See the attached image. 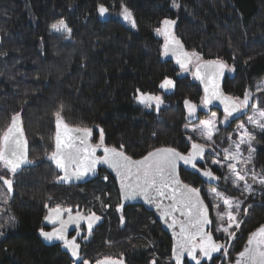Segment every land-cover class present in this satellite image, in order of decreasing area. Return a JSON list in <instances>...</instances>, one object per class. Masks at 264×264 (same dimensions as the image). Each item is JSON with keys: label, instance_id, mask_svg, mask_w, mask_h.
Segmentation results:
<instances>
[{"label": "trees", "instance_id": "trees-1", "mask_svg": "<svg viewBox=\"0 0 264 264\" xmlns=\"http://www.w3.org/2000/svg\"><path fill=\"white\" fill-rule=\"evenodd\" d=\"M176 2L179 7L172 0H0V131L19 112L34 161L15 175L0 164V174L13 180L11 192L0 181V264H74L59 245L48 246L40 237L47 211L57 205L104 217L83 245L90 263L110 256L128 264H175L171 238L153 213L140 205L117 211L121 197L107 170L85 185H62L56 182L60 171L46 154L54 148L53 114L61 105L68 124L92 128L95 142L102 129L106 145H123L132 158L162 146L182 153L191 149L195 139L185 129L184 100L199 104L203 92L193 75L182 74L163 55L164 38L155 29L165 19L176 22L175 35L188 51L234 68L224 84L229 95L241 98L264 79V0ZM99 4L109 9L103 17ZM121 5L132 12L136 27L119 15ZM61 19L70 35L52 30ZM165 77L174 81L173 89L159 88ZM137 89L163 94L164 106L155 111L141 105ZM255 146L254 164L264 176V132H257ZM180 173L201 189L211 208L205 187L212 185L183 167ZM261 191L246 199L253 207L228 257L202 264H231L249 233L264 224V187ZM210 232L221 240L214 223Z\"/></svg>", "mask_w": 264, "mask_h": 264}, {"label": "snow or ice", "instance_id": "snow-or-ice-1", "mask_svg": "<svg viewBox=\"0 0 264 264\" xmlns=\"http://www.w3.org/2000/svg\"><path fill=\"white\" fill-rule=\"evenodd\" d=\"M173 7H179L176 0H172ZM122 11L119 13L125 21H129L132 27H136L135 19L132 12L125 5H121ZM98 12L101 17L105 16L109 9L104 4L98 5ZM174 20L165 19L161 26L155 29L157 35L163 36V55L168 56L170 53L176 57V62L183 71L188 70V65L192 60L197 61L194 77L200 80L204 85V96L202 105L207 107L213 101H219L224 106V119L222 122H228L234 114L242 112L249 108V101L252 99V93L245 91L243 98L226 96L220 91L219 80L224 75L225 70L231 72L234 68L229 67L223 61L205 60L200 63L201 57L196 52L184 51L180 40L173 34ZM52 30L57 33L71 34V28L61 19L51 25ZM175 87L174 81L167 77L159 84V88L165 91ZM257 91L264 92V82L258 84ZM135 99L145 107L151 108L153 105L159 111L160 106L164 103L159 95L141 92L136 90ZM184 105L188 110L189 117L195 115L197 106L191 101L185 99ZM63 106L54 112L55 117V134L54 148L46 158L55 164L56 168L63 172L62 176H57L56 182H68L72 179L81 180L89 173H95L98 164L107 165L115 173L120 182V191L125 200L142 197L149 205L155 206L160 210L161 217L168 223V227L175 229L179 225V232H174L175 243L173 245V258L175 264H182V259L187 254L195 264H201L202 258L212 259L213 253L220 252L224 248L227 254V248L224 244L218 243L213 239L212 233L206 231V227L213 222L209 218V208L200 195V189L184 183L179 178L178 168L181 163L190 166L192 169L200 172L209 180H218L220 177L214 175L211 169L201 170L198 168V162L204 159L206 145L198 142L191 144V149L185 154L174 147L162 146L149 151L140 159H133L124 151L121 145L118 149L115 146H107L103 130H100L99 140L97 143H90L93 129L89 127H70L62 116ZM21 114L15 113L11 117L8 126L0 131V164L8 173L15 175L22 165L33 164L34 161L27 156V140L20 119ZM247 122L254 128L264 132V109L254 108L253 114L248 116ZM216 114L212 113V118L201 122L199 135L208 142L213 141L216 134ZM243 131L239 139L235 142V150L224 149V159L229 161L227 168L231 177H224L225 180H231V184L240 188L243 183L242 194L254 195L252 186L247 181V172L245 169L237 168V163L249 164L252 162L255 149L252 147V141L255 139L253 133L249 132L244 123L238 126ZM194 131H196L194 129ZM192 137H189L191 140ZM247 145L249 155L246 159L242 158L241 146ZM101 150L103 155L98 156L96 153ZM213 164H220V161L213 160ZM223 166V165H222ZM107 179V177H105ZM253 181H256V174H252ZM0 181L7 186V190H13V180L7 178L5 174H0ZM264 186V177L258 181ZM214 201L222 202L225 206L224 211H217V220L220 222L217 231L225 233L229 239L236 237V231L240 229L243 222L238 220L241 205L243 201L233 200L224 193L215 189L211 190ZM247 198V197H246ZM170 201L168 205L163 204V200ZM108 207L107 205H102ZM215 208L220 207V203L214 204ZM253 207L247 205L243 209L244 215L248 214V209ZM123 205L117 206V211H121ZM68 213V219H62L63 214ZM179 213V216L176 215ZM182 217V219H181ZM50 223H59L58 228L51 232L40 230V235L47 241L59 240L67 248L71 255L77 259L80 257V244L77 243L76 236L71 239L67 236V229L70 224H75L79 228L81 220L87 221L88 235H91L93 224L99 221L101 217L94 212L85 216L77 212L72 215L71 209H62L59 205L49 209V214L44 218ZM226 219L227 226H224ZM123 222V216H121ZM235 226V230L233 229ZM0 227H3L0 225ZM4 235L0 232V236ZM79 235V232H77ZM87 239V236L82 237ZM82 264H90L86 259ZM95 264H124L123 260L106 256L103 259L95 261ZM155 264V261H153ZM234 264H264V224L259 225L248 235L246 246L240 251L234 261Z\"/></svg>", "mask_w": 264, "mask_h": 264}, {"label": "rangeland", "instance_id": "rangeland-1", "mask_svg": "<svg viewBox=\"0 0 264 264\" xmlns=\"http://www.w3.org/2000/svg\"><path fill=\"white\" fill-rule=\"evenodd\" d=\"M193 68H194V64H192L190 67H188L187 71L182 70V74H191L192 75L193 74L192 73ZM233 73H234V71H231V72H229V75H232ZM262 82H264V79L257 82L255 84L254 89L247 90V91L252 93V99L249 101V105H250L249 108L244 109L242 112L238 113L235 117H230L228 122H226V123L222 122L224 119V114L220 113L219 111H217L215 109H211L209 107H204L202 105V101L199 104H196V103L191 101L193 104H195L197 106V111H196L195 115L192 117H189L188 110L186 108L188 123L186 124L185 129L194 137L195 141H193V142L205 144L209 148V151L207 152V154L204 157L203 166L206 169H211L218 177H220V179L217 180L215 185L207 186V187H205V190L207 191L208 199H209L210 205H211L212 222L214 223L215 232L220 235V237H221L220 242L225 245V248H227V254H225V251L222 253V257H224V258L228 257V250L230 248V243L232 242L233 239H229V237L225 233H223L222 231H217V227L220 223L217 220V211H221V212L224 211L225 206H223L222 202L214 201L213 194H211V190L215 189L218 192L224 193L225 196H227L233 200L243 201L244 203L241 205L240 214L237 217L238 220L243 221V217L246 216V215H244V212H243V209L247 206L246 199L248 197H250L251 195H248L246 193L242 194V188H243L244 182H240L241 187L236 188L231 184L230 179L229 180L224 179V177H226V176L231 177V173H230L229 169L227 168V164L229 163V161L224 159V156H225L224 149H229L230 151L235 150V142L238 141L239 135L243 131L242 129H240L238 127L241 123H244L245 127L248 129V131L253 133L254 136H256L257 132H261L260 129L254 128L253 125L249 124L247 122V118H248V116L253 114L254 108L264 109V92L257 91V87H256L258 84H261ZM159 96H161L163 101H164V103L160 106V109H161V107L164 106V104H165V99H164L163 94H161ZM242 98L243 97H241V99ZM146 108H148V107H146ZM148 109H153V110L157 111L154 105H153V107L148 108ZM200 113H204L205 116L201 117ZM212 113L216 114V120H217L216 134L213 137V141L208 142V141L204 140L203 138H201V136L199 135V129L201 128V122L202 121L212 118ZM233 123H234V125H233ZM231 125L234 127L232 130L229 129L231 127ZM194 129L196 131H194ZM252 147L255 149V152L253 153L252 162L249 164L237 163L236 166L238 169L243 168L246 170L247 181L252 186L253 193H258V191L260 193V192H262L261 189L264 186H261L258 183V181L261 177H264V176L261 174V172L256 168V166L254 164V157H255V153H256L255 139L252 141ZM241 151H242V158L246 159L249 155L248 146L242 145ZM213 160L220 161V164H213L212 163ZM253 173L256 174V181H253V179H252ZM215 203H220V207L218 209L214 207ZM224 226H227L226 219L224 222ZM231 230H235V226H233V229H231ZM236 233H237V231H236Z\"/></svg>", "mask_w": 264, "mask_h": 264}, {"label": "water", "instance_id": "water-1", "mask_svg": "<svg viewBox=\"0 0 264 264\" xmlns=\"http://www.w3.org/2000/svg\"><path fill=\"white\" fill-rule=\"evenodd\" d=\"M174 30H175V25L173 26V29H172L173 34L175 35V31H174ZM175 36H176V35H175ZM176 38H177V37H176ZM177 39H178V38H177ZM180 42H181V41H180ZM181 44L183 45L184 51H187V52L191 53L190 51H188V50L186 49V47L184 46V44H183L182 42H181ZM166 57L169 58V59H171V60H172V61H173V62H174L179 68H180L179 64H177V62H176V57H175V56H173V55L170 53V54H169L168 56H166ZM212 60H216V59H212ZM203 61H205V60H200V63H202ZM221 61H222V60H221ZM223 62H224V61H223ZM224 63H225V62H224ZM192 64H194V68H193V72H192V73H194V72H195V69H196L197 61H196L195 59H193V60H192V63L189 64L188 67H190ZM180 69H181V68H180ZM192 75H193V74H192ZM228 75H229V71L225 70L224 75H223V76L220 78V80H219V85H220V91H221L224 95H226V96H231V95H229L228 93H226V91L224 90V84H225V81H226V78H227ZM193 78L195 79L196 82L199 83V85H200V87H201V89H202V92H203V96H204V85L201 83L200 80H197V79L194 77V75H193ZM207 107H209V108H211V109H215V110L219 111L220 113L224 114V106H223V104H221L219 101H213V103L210 104V105H208ZM237 114H238V113L234 114L233 117H235ZM20 119H21V118H20ZM64 121H65V120H64ZM21 122H22V120H21ZM65 122H66V121H65ZM66 123H67V122H66ZM67 124H68V123H67ZM68 125H69L70 127H76V126H72V125H70V124H68ZM22 126H23V125H22ZM24 134H25V133H24ZM93 135H94V132L92 133V137H91V140H90V143H92V144H94V143L92 142V141H93ZM25 138H26V136H25ZM26 140H27V139H26ZM107 146H108V145H107ZM208 151H209V148L206 146V151H205L204 157H205V155L207 154ZM96 154H97L98 156L103 155V153H102L101 150H98ZM99 154H100V155H99ZM185 154H186V153H185ZM27 156H28V159H30V158H29V146H28V142H27ZM128 156H129V155H128ZM141 158H142V157H141ZM133 159H135V158H133ZM138 159H140V158H138ZM203 161H204V159H203L202 161H199V162H198V168L201 169V170H206V168L201 167V164H202ZM33 164H34V163H33ZM33 164H30V165H22L21 168H23V167H28V166H32ZM182 167H183L184 169L188 170V171H192V172H194V173H197V174H198V175H199V176H200V177H201L206 183H208V184H210V185H213V184H215V183L217 182V180H209L207 177H204L200 172H197L196 170L192 169L190 166H185V165H183V164L181 163V165H180L179 168H178V173H179V178H180L181 181L184 182V183H186V182L182 179V177H181V173H180V170H181ZM21 168H20V169H21ZM100 169H105V170H107V171H108V172L114 177V179H115V181H116V184H117V187H118V190H119V193H120L121 204L123 205V208H124V207H127V206H130V205H140V206H143L147 211H149V212H151V213L154 214L156 220L161 224L163 230H164V231L170 236V238H171V241H172V258H173V245H174V243H175V240H174V232H177V233L179 232V225H177L175 229L169 228V227H168V223H170L171 221L168 220V221L166 222L165 219L161 217L160 210H158V209H157L155 206H153V205H149V204H148V203H147L142 197H137L136 199H132V200H125V199L123 198V195H122L121 191H120V182H119V180H118L117 177H116V173H115L111 168H109L107 165L98 164V165L96 166L95 173H89L86 177H84V178L81 179V180L72 179V180H70V181H68V182H58V183H59V184H62V185L86 184V183H89V182H91V181H93L94 179L97 178V176H98V172H99ZM58 170L60 171L61 176H62V175H63V172H62L60 169H58ZM212 172H213V171H212ZM213 173H214V172H213ZM214 175L217 176L215 173H214ZM217 177H218V176H217ZM191 186H192V185H191ZM200 195H201L202 199L204 200L205 204L208 205V208H209V218L212 219V211H211V208H210V206H209L207 200L205 199V197L203 196V194H202L201 191H200ZM169 203H170V201H168L167 199L163 200V204H164L165 206L168 205ZM123 208H122V209H123ZM51 209H52V208H51ZM62 209H71V208H62ZM122 209H121V211H122ZM71 210H72V209H71ZM76 213H77V212H73V210H72V215H73V216H75ZM80 213H81L82 215H85V216L89 215L88 213H85V212H83V211H80ZM48 214H49V210L47 211V213H46L45 216H47ZM95 214H96L97 216L101 217V219H100L99 221H96V222L93 224L92 233H91V235H89V237L92 236L93 232H94L98 227H100L101 225H103L104 222H105V219H104L103 216H101V215H99V214H97V213H95ZM176 215L179 216V213H176ZM62 219H64V220H67V219H68V213H67V212H65V213L63 214ZM181 219H182V217H181ZM43 226L46 227V228H49V231H46V232H51V231H53L54 228H58L60 225H59V223H55V224L50 223V222H48V221H46V220L44 219V221H43ZM83 227H85V228L88 230V228H87V221H86V220H81V221L79 222V228H77V226H76L75 224H70V225L68 226V229H67V236H68V238L71 239V238H70V235H71V234H73V233H75V232H79V235H77V234L75 235V236H76V239H77V243H79V242H78V239H80L81 236H82V234H83V230H82ZM210 228H211V225H210V226H207V227H206V231H210ZM212 236H213V239H214L216 242L221 243L220 241H217V240H216V238L214 237L213 234H212ZM40 237H41V239L43 240V242H44L46 245H48V246H52V245H60L62 251L65 252L66 254H68V255L70 256V258H71L76 264H79V263L82 262V260H84V258H83V256H82V247H81V244H80V243H79V244H80V250H79V251H80V257H81V259H77V258L73 257V256L71 255V252H70L67 248H65V247L63 246V242H62V241H59V240L47 241V240H45L44 237H42L41 235H40ZM221 244H222V243H221ZM245 246H246V244L244 245V247H245ZM244 247H243V248H244ZM243 248H242L240 251H242ZM240 251H239V252H240ZM223 252H224V248H222L220 252L213 253V255H212V259L215 258V257H217V256L222 255ZM237 255H238V254H237ZM237 255H236V257H237ZM236 257H235V259H236ZM212 259H211V260H212ZM235 259H234V261H235ZM120 260H123L124 264H128V262L125 261L124 259H120ZM186 260H188V261H189L190 263H192V264H195V261L191 260V258L188 257L187 254H185V257L182 259V264H185ZM211 260H207V258H202V260H201V264L204 263V262H209V261H211ZM173 261H174V263H175L174 258H173ZM234 261H233L231 264H234Z\"/></svg>", "mask_w": 264, "mask_h": 264}, {"label": "flooded vegetation", "instance_id": "flooded-vegetation-1", "mask_svg": "<svg viewBox=\"0 0 264 264\" xmlns=\"http://www.w3.org/2000/svg\"><path fill=\"white\" fill-rule=\"evenodd\" d=\"M94 132V131H93ZM94 144L95 143H97V142H95L94 141V135H93V141H92ZM100 155V154H99ZM204 162V161H203ZM203 162H202V164H203ZM103 169H100L99 170V172H98V176L100 175V173H101V171H102ZM61 176V175H60ZM97 176V177H98ZM87 184V183H86ZM75 185H85V184H75ZM61 208H63V207H61ZM73 212H80V211H73ZM45 229H44V231H49V228H46V227H44ZM82 230H83V234H82V236H81V238L80 239H78V242L81 244V247H82V256H83V258H84V255H83V245H84V243L86 242V241H88L89 239H91V236L89 237V235H88V230L85 228V227H83L82 228ZM77 234V232H75V233H73V234H71L70 235V238H72L73 236H75ZM85 236H87V239H83L82 237H85ZM60 246V245H59ZM60 248H61V246H60ZM62 250V249H61ZM85 259V258H84ZM73 261V260H72ZM73 263L74 264H76L74 261H73ZM79 264H82V262L81 263H79ZM90 264H95V263H90Z\"/></svg>", "mask_w": 264, "mask_h": 264}, {"label": "bare ground", "instance_id": "bare-ground-1", "mask_svg": "<svg viewBox=\"0 0 264 264\" xmlns=\"http://www.w3.org/2000/svg\"><path fill=\"white\" fill-rule=\"evenodd\" d=\"M117 217V216H116ZM165 232V231H164Z\"/></svg>", "mask_w": 264, "mask_h": 264}]
</instances>
